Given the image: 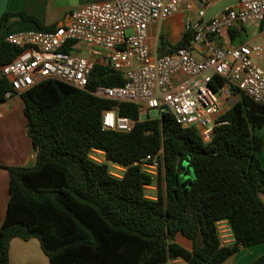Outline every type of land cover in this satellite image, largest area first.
Wrapping results in <instances>:
<instances>
[{
  "label": "trees",
  "instance_id": "1",
  "mask_svg": "<svg viewBox=\"0 0 264 264\" xmlns=\"http://www.w3.org/2000/svg\"><path fill=\"white\" fill-rule=\"evenodd\" d=\"M13 15H3L0 28ZM18 15L43 31L56 28ZM197 29L186 30L177 44L161 34L159 54L191 47ZM240 34L232 30V42ZM19 51L0 42V74ZM124 83L122 73L96 66L88 91L46 80L21 95L37 163L0 166L10 175L0 264H9L14 239H38L50 264H167L178 258L223 264L241 249L264 244V138L257 133L264 129V103L233 88L237 100L220 117L226 123L205 143L196 128H182L169 113L139 120L135 104L90 93ZM222 84L216 77L211 87ZM9 91L10 83L0 77L1 102ZM114 107L136 121L131 133L103 130L102 114ZM93 150L104 152L106 163L92 160ZM160 150L164 161L156 179L133 165ZM109 163L127 167L122 179L110 174ZM185 164L195 175L187 195L180 186ZM155 184L157 197L148 198L145 187ZM223 220L234 236L231 245L223 246L217 231ZM177 235L192 241L193 250L179 244ZM257 264H264V256Z\"/></svg>",
  "mask_w": 264,
  "mask_h": 264
},
{
  "label": "built area",
  "instance_id": "2",
  "mask_svg": "<svg viewBox=\"0 0 264 264\" xmlns=\"http://www.w3.org/2000/svg\"><path fill=\"white\" fill-rule=\"evenodd\" d=\"M182 8L196 16L186 20V30L199 29L192 46L160 55L150 43V28L165 23ZM209 8L211 0H108L72 10L52 31L9 33L6 42L20 51L1 68L0 77L11 86L6 98L21 96L46 80L88 91L95 67H107L124 75V85L99 86L92 95L135 104L139 120L169 113L182 128H196L208 143L215 128L226 123L220 117L225 113V100L235 98L233 88L264 103V44L227 43L232 30L242 33L248 23L258 22L264 28V0H239L236 7L200 27ZM216 77L223 84L214 90L211 84ZM151 110L158 116L149 117ZM135 125V120L119 116L117 107L102 114L104 131L131 133ZM90 158L106 163L100 150H93ZM163 161L160 150L133 165L156 179ZM109 165L110 174L122 179L127 167ZM145 190H157V185ZM216 226L222 245H231L234 236L228 221Z\"/></svg>",
  "mask_w": 264,
  "mask_h": 264
},
{
  "label": "crops",
  "instance_id": "3",
  "mask_svg": "<svg viewBox=\"0 0 264 264\" xmlns=\"http://www.w3.org/2000/svg\"><path fill=\"white\" fill-rule=\"evenodd\" d=\"M105 1L108 0H0V19L6 13L14 14L0 28V42L6 41L9 33L39 29L36 24L23 20L18 15L20 13L38 18L44 27H57L67 20L68 14L72 10ZM189 14L194 13L187 12L182 8L165 23L151 26L150 43L155 51L158 52L161 34L165 35L171 44H177L181 40L186 31V20ZM194 54L198 58L202 56L198 49L194 50ZM24 107L25 104L21 96H16L6 102L0 101V166L34 167L37 163L36 152L27 134L28 120ZM9 191V172L0 168V233L7 214ZM176 241L186 249L193 250L192 241L182 235H177ZM263 256L264 244H259L241 249L223 264H257V261ZM9 257V264H50L49 258L36 238L29 241L14 239L11 242ZM167 264L187 263L178 258Z\"/></svg>",
  "mask_w": 264,
  "mask_h": 264
},
{
  "label": "rangeland",
  "instance_id": "4",
  "mask_svg": "<svg viewBox=\"0 0 264 264\" xmlns=\"http://www.w3.org/2000/svg\"><path fill=\"white\" fill-rule=\"evenodd\" d=\"M211 3H214V4H211V7L213 5H215V1L214 0H211ZM189 17L193 18L194 20L196 19V16L194 14H189ZM247 42H253V44H258V43L259 44H264V28L262 27L261 23H258V22L248 23L247 25H245L244 31L239 35L237 40H235L234 42L227 41V43H232V44H235V45L241 44V43H247ZM83 55L84 56H88L87 53H84ZM236 100H237L236 96L233 99L231 98L230 100H225L224 112L227 109H229L234 104V102ZM157 116H158V112L157 111L151 110L149 112V117L154 118V117H157ZM146 118H147V116H144L143 120L146 119ZM257 133L259 135L263 136V138H264V129H258ZM97 157L100 158V159H103V156H101V155H98ZM259 158L262 161L263 167H264V151L259 154ZM194 177H195V175H194L193 170H189L186 165H183L182 168H181V173H180V181L181 182L182 181H187L189 179L190 180H194ZM154 187L156 188V186H154ZM189 190L190 189L183 190V193L185 195H187ZM146 195L149 196V197H157V190H146Z\"/></svg>",
  "mask_w": 264,
  "mask_h": 264
},
{
  "label": "water",
  "instance_id": "5",
  "mask_svg": "<svg viewBox=\"0 0 264 264\" xmlns=\"http://www.w3.org/2000/svg\"><path fill=\"white\" fill-rule=\"evenodd\" d=\"M238 3H239V0H220V1H218L214 6H212L211 8H209L207 10L200 27L205 26L213 17H215L217 14L224 11L225 9H227L229 7H236L238 5ZM197 30H199V29H197ZM175 177H176V175L174 176V178ZM193 181L194 180L189 179L187 181L180 182V186H181L182 190L190 189ZM174 186H177V184H174Z\"/></svg>",
  "mask_w": 264,
  "mask_h": 264
}]
</instances>
